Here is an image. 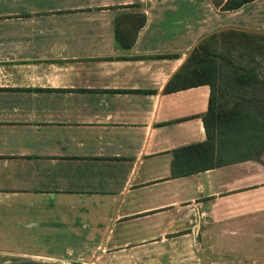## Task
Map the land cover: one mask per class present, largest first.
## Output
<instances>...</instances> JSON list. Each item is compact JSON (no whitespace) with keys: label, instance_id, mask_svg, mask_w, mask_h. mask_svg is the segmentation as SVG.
I'll use <instances>...</instances> for the list:
<instances>
[{"label":"crops","instance_id":"obj_1","mask_svg":"<svg viewBox=\"0 0 264 264\" xmlns=\"http://www.w3.org/2000/svg\"><path fill=\"white\" fill-rule=\"evenodd\" d=\"M225 29L264 0H0V264H264V150L173 173L210 89L164 87Z\"/></svg>","mask_w":264,"mask_h":264},{"label":"trees","instance_id":"obj_2","mask_svg":"<svg viewBox=\"0 0 264 264\" xmlns=\"http://www.w3.org/2000/svg\"><path fill=\"white\" fill-rule=\"evenodd\" d=\"M221 1L212 0L221 10H232L251 0ZM138 16L137 27L145 20L143 14ZM166 56L170 54L158 55ZM203 84L210 89L203 115L207 140L175 150L174 174L258 158L264 150V34L225 29L205 36L164 90L173 92ZM174 163L185 169L176 170Z\"/></svg>","mask_w":264,"mask_h":264},{"label":"rangeland","instance_id":"obj_3","mask_svg":"<svg viewBox=\"0 0 264 264\" xmlns=\"http://www.w3.org/2000/svg\"><path fill=\"white\" fill-rule=\"evenodd\" d=\"M259 96H262V94H259Z\"/></svg>","mask_w":264,"mask_h":264}]
</instances>
